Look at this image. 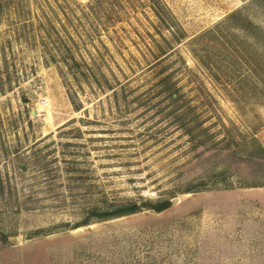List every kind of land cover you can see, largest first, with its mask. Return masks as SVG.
Returning <instances> with one entry per match:
<instances>
[{
  "label": "rangeland",
  "instance_id": "obj_1",
  "mask_svg": "<svg viewBox=\"0 0 264 264\" xmlns=\"http://www.w3.org/2000/svg\"><path fill=\"white\" fill-rule=\"evenodd\" d=\"M0 234V264H264V0H0Z\"/></svg>",
  "mask_w": 264,
  "mask_h": 264
},
{
  "label": "trees",
  "instance_id": "obj_2",
  "mask_svg": "<svg viewBox=\"0 0 264 264\" xmlns=\"http://www.w3.org/2000/svg\"><path fill=\"white\" fill-rule=\"evenodd\" d=\"M73 64L75 69L81 68V64L79 62H77L76 60H73ZM80 71V70H78ZM167 83V82H166ZM175 100V99H174ZM172 202L171 200H165V201H160L157 204H149L151 205L150 208H152L153 210L157 211V212H161L167 208H169L171 206ZM141 210V206L138 205L137 203H132L126 206H120L118 208H116L115 210L112 211H105V212H100L98 215L100 217H106V218H111V217H117V216H123V215H127V214H132V213H136L138 211ZM1 236V234H0Z\"/></svg>",
  "mask_w": 264,
  "mask_h": 264
}]
</instances>
